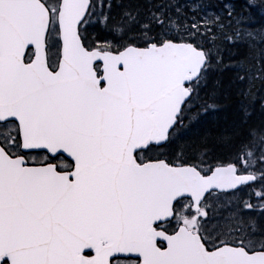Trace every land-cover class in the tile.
<instances>
[{
  "label": "snow or ice",
  "instance_id": "6c2138e0",
  "mask_svg": "<svg viewBox=\"0 0 264 264\" xmlns=\"http://www.w3.org/2000/svg\"><path fill=\"white\" fill-rule=\"evenodd\" d=\"M0 264H264V0H0Z\"/></svg>",
  "mask_w": 264,
  "mask_h": 264
},
{
  "label": "trees",
  "instance_id": "16d2710c",
  "mask_svg": "<svg viewBox=\"0 0 264 264\" xmlns=\"http://www.w3.org/2000/svg\"><path fill=\"white\" fill-rule=\"evenodd\" d=\"M253 19L257 22H260L262 20V17L259 14V10L254 14Z\"/></svg>",
  "mask_w": 264,
  "mask_h": 264
}]
</instances>
